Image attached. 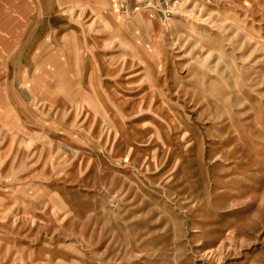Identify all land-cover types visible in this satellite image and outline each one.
Segmentation results:
<instances>
[{
    "label": "rangeland",
    "instance_id": "1",
    "mask_svg": "<svg viewBox=\"0 0 264 264\" xmlns=\"http://www.w3.org/2000/svg\"><path fill=\"white\" fill-rule=\"evenodd\" d=\"M118 1L0 0V264H264V0Z\"/></svg>",
    "mask_w": 264,
    "mask_h": 264
},
{
    "label": "built area",
    "instance_id": "2",
    "mask_svg": "<svg viewBox=\"0 0 264 264\" xmlns=\"http://www.w3.org/2000/svg\"><path fill=\"white\" fill-rule=\"evenodd\" d=\"M181 0H119V13L125 18H132L140 12H145L152 20L167 24L179 14Z\"/></svg>",
    "mask_w": 264,
    "mask_h": 264
},
{
    "label": "crops",
    "instance_id": "3",
    "mask_svg": "<svg viewBox=\"0 0 264 264\" xmlns=\"http://www.w3.org/2000/svg\"><path fill=\"white\" fill-rule=\"evenodd\" d=\"M113 7H114V9H115V12L118 13V7H117V4H115V6H113ZM113 13H114V11H113Z\"/></svg>",
    "mask_w": 264,
    "mask_h": 264
}]
</instances>
